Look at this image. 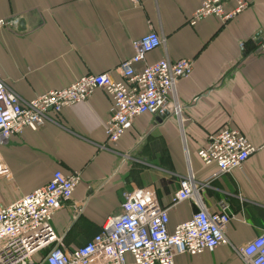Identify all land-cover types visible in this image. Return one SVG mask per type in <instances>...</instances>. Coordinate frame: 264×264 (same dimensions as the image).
Instances as JSON below:
<instances>
[{
	"label": "crops",
	"instance_id": "0c3cea01",
	"mask_svg": "<svg viewBox=\"0 0 264 264\" xmlns=\"http://www.w3.org/2000/svg\"><path fill=\"white\" fill-rule=\"evenodd\" d=\"M248 1L226 23L209 16L192 26L189 19L203 0H0V20L6 21L0 26V78L23 101L88 73L110 72L120 80L118 66L151 31L165 41L148 54L149 63L194 60L177 88L182 125L174 114H143L110 144L105 125L113 101L98 89L58 114L49 111L42 128L13 135L0 147L12 172L11 180L0 181V206L47 184L55 171L78 170L81 182L51 221L66 250L84 245L109 216L120 214L124 192L145 188L170 207L173 232L198 210L189 200L172 205L191 168L196 180L207 181L202 198L209 212L222 199L230 203V243L178 254L175 264H246L234 247L264 230V0ZM225 126L240 129L256 150L241 168L209 179L217 167L203 164L198 150ZM127 264H136L131 255Z\"/></svg>",
	"mask_w": 264,
	"mask_h": 264
},
{
	"label": "built area",
	"instance_id": "2783aa9c",
	"mask_svg": "<svg viewBox=\"0 0 264 264\" xmlns=\"http://www.w3.org/2000/svg\"><path fill=\"white\" fill-rule=\"evenodd\" d=\"M203 0L189 24L215 16L228 22L250 6L248 0ZM6 21L0 20V26ZM156 31L135 42V53L119 66L121 79L110 72L88 73L73 84L48 90L23 101L0 78V147L25 128L38 130L49 111L60 113L66 107L86 101L96 90L112 98L110 118L105 125L107 142L117 143L143 114H174L182 125L183 108L178 97L179 81L194 69L192 58L172 61L166 57L149 63L147 56L164 43ZM137 64H143L138 68ZM255 146L238 128L225 126L211 134L198 150L203 164H215L209 179L241 168L255 152ZM11 180L12 172L0 150V181ZM81 182L78 170L53 173L50 181L17 200L0 206V264H127L131 255L136 264H175L178 254L197 255L229 244L227 226L232 220L230 203L222 199L216 212H209L202 191L207 181L196 180L192 169L179 182L172 205L192 201L198 210L190 219L169 230V208L162 206L150 188L124 192L121 213L109 216L102 229L84 245L68 251L64 238L52 226L53 212L72 199ZM171 205V206H172ZM246 264H264V230L251 242L234 247Z\"/></svg>",
	"mask_w": 264,
	"mask_h": 264
},
{
	"label": "water",
	"instance_id": "95a60500",
	"mask_svg": "<svg viewBox=\"0 0 264 264\" xmlns=\"http://www.w3.org/2000/svg\"><path fill=\"white\" fill-rule=\"evenodd\" d=\"M171 113L169 111H165L164 114H160V116H166V115H170Z\"/></svg>",
	"mask_w": 264,
	"mask_h": 264
},
{
	"label": "rangeland",
	"instance_id": "374dc122",
	"mask_svg": "<svg viewBox=\"0 0 264 264\" xmlns=\"http://www.w3.org/2000/svg\"><path fill=\"white\" fill-rule=\"evenodd\" d=\"M1 188V187H0ZM4 191L0 189V195H3ZM1 199V198H0Z\"/></svg>",
	"mask_w": 264,
	"mask_h": 264
}]
</instances>
